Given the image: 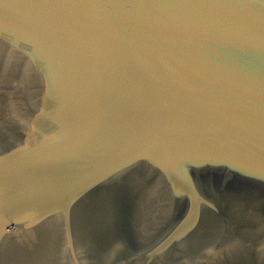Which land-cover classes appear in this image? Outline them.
I'll use <instances>...</instances> for the list:
<instances>
[{
  "label": "water",
  "instance_id": "water-1",
  "mask_svg": "<svg viewBox=\"0 0 264 264\" xmlns=\"http://www.w3.org/2000/svg\"><path fill=\"white\" fill-rule=\"evenodd\" d=\"M0 264H264V0H0Z\"/></svg>",
  "mask_w": 264,
  "mask_h": 264
}]
</instances>
